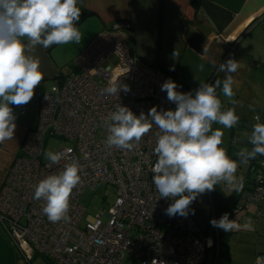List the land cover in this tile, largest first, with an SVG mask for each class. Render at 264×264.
Listing matches in <instances>:
<instances>
[{
    "label": "built area",
    "instance_id": "1",
    "mask_svg": "<svg viewBox=\"0 0 264 264\" xmlns=\"http://www.w3.org/2000/svg\"><path fill=\"white\" fill-rule=\"evenodd\" d=\"M131 29L130 22L119 20L95 34L77 55L75 69L39 97L37 123L26 132L0 188V224L25 264L34 257L52 264H123L126 254L132 264H204L213 246V238L203 235L189 214H165L174 200L160 198L153 183L155 125L130 151L104 143L103 121L118 104L137 116L154 106L158 111L176 108L161 90L170 78L131 54ZM222 43L227 53L233 50L228 41ZM110 82L130 90L102 94ZM174 82L177 91L190 92ZM50 137L68 143L55 151L63 154L56 164L42 160ZM74 160L81 166V180L70 197L69 220L50 222L42 211L45 201L33 199L35 186ZM99 183L114 188L115 202L83 221L81 196ZM241 207H253L256 218L264 215V155L253 168L252 189ZM255 264H264V256Z\"/></svg>",
    "mask_w": 264,
    "mask_h": 264
},
{
    "label": "clouds",
    "instance_id": "2",
    "mask_svg": "<svg viewBox=\"0 0 264 264\" xmlns=\"http://www.w3.org/2000/svg\"><path fill=\"white\" fill-rule=\"evenodd\" d=\"M78 4L79 0H0V143L14 136L16 117L10 105L28 104L45 78L40 60L30 53L37 45L47 49L54 44H80L83 34L76 26L81 17ZM173 55L179 54L174 52ZM238 67V63L229 58L218 67L220 73H226L223 80L216 79L211 84L200 82L194 94L177 91L178 86L171 79L164 82L161 90L167 92L169 102L176 104L174 110L158 111L154 106L147 115L141 112L137 116L128 107L118 104L103 121L108 133L104 143L108 149L130 151L153 125L158 129L154 147L157 160L151 172L159 197L174 200L165 210L170 217H187L197 196L213 191L218 184H223L230 192L240 191L244 186V177L237 175L240 165L264 155V123H255L251 133L245 134L252 147L239 149L238 159H232L221 147L223 132L213 129L214 123L231 129L239 122L234 107L222 110L217 92L220 89L229 102L236 105L232 74ZM121 90L130 89L120 82H110L102 89V94L119 96ZM45 99L48 100L47 95ZM44 155L52 164L63 158L60 152L46 151ZM80 172L81 166L74 160L35 186L33 199L45 201L42 211L50 222L69 220L70 197L80 183ZM210 223L225 232L241 227L230 220L227 213ZM243 227H249V223Z\"/></svg>",
    "mask_w": 264,
    "mask_h": 264
},
{
    "label": "crops",
    "instance_id": "3",
    "mask_svg": "<svg viewBox=\"0 0 264 264\" xmlns=\"http://www.w3.org/2000/svg\"><path fill=\"white\" fill-rule=\"evenodd\" d=\"M78 7L81 17L76 26L83 34L79 45L54 44L47 49L37 45L30 53L40 60L45 78L28 104L10 105L16 117V128L12 140L0 143V188L26 132L37 123L39 97L75 69L77 55L95 34L119 20L131 23L128 39L131 54L166 77L160 67L167 69L172 74L168 78L193 94L200 82L211 84L216 79L223 80L226 73L218 71L219 65L229 58L234 59L239 65L232 74L236 105H232L220 89L217 92L222 110L234 107L240 120L247 123V126L234 127L237 128L234 133L238 143L251 149L245 134H250L252 126L260 122L254 115L257 112L264 115V0H79ZM223 40L233 46L231 52L227 53ZM174 52L179 55L174 56ZM200 65H203L202 71ZM227 153L232 159H238L236 154ZM251 160L238 169L237 175L244 177L240 191L230 192L221 184L226 195H233L231 207H237L229 219L241 227L229 235L227 260L218 259L212 247L208 250L207 264H255L259 255L264 256V215L256 218L253 207L238 209L252 186ZM209 201V212L202 210L215 219L210 194ZM245 223H249V227H243ZM0 264H25L1 224Z\"/></svg>",
    "mask_w": 264,
    "mask_h": 264
},
{
    "label": "rangeland",
    "instance_id": "4",
    "mask_svg": "<svg viewBox=\"0 0 264 264\" xmlns=\"http://www.w3.org/2000/svg\"><path fill=\"white\" fill-rule=\"evenodd\" d=\"M113 61L114 59H110L108 63H112ZM256 114L257 115H254L253 118L259 117L260 122L261 120H264V115H261L259 112H257ZM213 129H219L223 132V136H222L223 143L221 147L225 148L227 152L230 151L232 154H236L239 151V149L244 147V145L238 143L237 134L234 133V131L237 128L227 129L224 128L222 125L214 123ZM241 140L242 139H240V141ZM67 144L68 143L65 140L50 137L46 140L44 153L46 151L55 152L59 147L65 146ZM42 160L45 162L48 161L44 154ZM105 191H108L107 195H105ZM195 201L198 203L196 204V207L198 209H203L206 213L209 212L210 210L209 192H205L197 196ZM114 202H115L114 188L110 185L99 183L97 186L94 187L93 190H89V189L85 190L83 195L81 196V204L86 208L85 213L83 215V221L86 220L88 216H94L102 208L108 209L111 205L114 204ZM132 260H133L132 257L126 254L123 259V264H132ZM31 264H47V263L41 257H34Z\"/></svg>",
    "mask_w": 264,
    "mask_h": 264
},
{
    "label": "trees",
    "instance_id": "5",
    "mask_svg": "<svg viewBox=\"0 0 264 264\" xmlns=\"http://www.w3.org/2000/svg\"><path fill=\"white\" fill-rule=\"evenodd\" d=\"M160 26H161V19L159 20V27ZM153 66L157 67L158 65L154 64ZM160 70L164 72V74H166L168 77H171L172 74L167 69L160 67ZM238 125L247 126V123L239 119V122L236 126ZM260 157L261 155H257L254 159L251 160L252 171L256 162ZM221 187H222L221 184H218L213 191L209 192L213 211H214V216L216 220H219L225 213H227L228 217L230 218L233 215L234 209L237 208L236 206L231 207L232 206L231 198L233 195H226ZM251 189L252 186L250 187V190ZM189 215L193 218L194 222L200 228V231L202 232L203 235L211 236L213 238L212 247L214 248L215 253L217 252L218 259L220 258L221 260L222 259L227 260L228 258L227 242L231 231L225 232L220 228L212 226L210 221L213 220V217L206 216L202 209H198L196 207V201H193L192 204L190 205ZM207 256H208V251L204 264L208 263ZM46 263L52 264L49 261H46ZM209 264H213V263L210 262Z\"/></svg>",
    "mask_w": 264,
    "mask_h": 264
}]
</instances>
